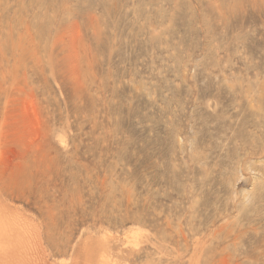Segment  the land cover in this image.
<instances>
[{"label": "rangeland", "instance_id": "374dc122", "mask_svg": "<svg viewBox=\"0 0 264 264\" xmlns=\"http://www.w3.org/2000/svg\"><path fill=\"white\" fill-rule=\"evenodd\" d=\"M0 264H264V0H0Z\"/></svg>", "mask_w": 264, "mask_h": 264}]
</instances>
